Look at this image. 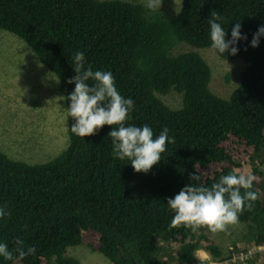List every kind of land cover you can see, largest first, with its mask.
Masks as SVG:
<instances>
[{
  "label": "trees",
  "instance_id": "16d2710c",
  "mask_svg": "<svg viewBox=\"0 0 264 264\" xmlns=\"http://www.w3.org/2000/svg\"><path fill=\"white\" fill-rule=\"evenodd\" d=\"M144 3L0 0V30L21 40L43 71L55 73L61 96L74 91L67 81L75 75L72 58L82 51L85 67L110 71L120 94L134 101L127 124H146L155 135L167 127L175 138L148 173H136L128 159L114 158L111 126L83 138L72 134L75 121L65 111L70 102L63 101L67 142L57 156L30 164L13 160L0 147V206L10 212L0 219V243L11 249L20 237L36 248L18 264H81L72 256L75 247L111 264L264 260L256 253L264 244V37L258 47L250 46L264 26V0H163L159 11ZM212 10L223 17L226 39L240 22L247 40L238 41L237 55L211 49ZM179 45L186 47L178 51ZM208 51L217 60L241 64L236 77L225 74L226 83L235 79L225 95L212 89ZM165 96H172L174 105L165 103ZM7 141L17 146L28 139L10 134L0 139ZM243 167L257 177L253 190L259 199L240 215L244 225H230L239 228L237 239L218 246L207 228L169 227L174 213L167 200L193 183L190 174L203 172L201 182L210 186ZM157 238L172 246L159 247ZM197 250L204 251L206 262L196 260ZM0 264L12 262L0 257Z\"/></svg>",
  "mask_w": 264,
  "mask_h": 264
},
{
  "label": "clouds",
  "instance_id": "9594fccd",
  "mask_svg": "<svg viewBox=\"0 0 264 264\" xmlns=\"http://www.w3.org/2000/svg\"><path fill=\"white\" fill-rule=\"evenodd\" d=\"M162 3L163 0H145L144 6L149 11H159ZM222 20L223 17L216 10H212L208 20L210 47L222 56L225 53L235 56L239 51L236 46L238 41L247 40V37L241 35V24L238 22L231 30V39H226L227 31L222 26ZM261 37H264V26L253 34L250 46L258 47ZM24 50L39 63L33 52L28 48ZM72 59L75 75L67 83L75 85L74 91L68 96L55 98V101L70 102L65 110L68 117L75 121L70 132L83 138L95 135L105 125L111 126L112 131L108 133V137L112 140L114 158L128 159L136 173H148L161 161L166 146L175 143V138L169 137L167 127H164L159 135H155L152 128L146 124H127L126 121L134 110V101L120 94L113 74L110 71H93L90 65L85 67V54L82 51H77ZM2 72L4 71L0 69V73ZM44 72L54 83L59 82V79L54 78L55 73ZM35 84L38 82H33V86ZM203 174H190L189 179L193 183L186 185L174 198H168L167 206L174 213L169 227L177 228L183 225L192 231L207 228L212 233H227L228 226L238 224L240 215L245 210H252L254 202L259 199V193L253 190L257 177L236 170L220 175L218 180L209 186L201 182ZM9 215L6 206H0V219ZM13 244L14 247L10 249L7 243H0V257L11 261L12 264H18L36 253V248L26 246L20 237H16ZM197 252L205 254L202 250ZM196 253L195 258L198 260ZM224 264L228 262L225 261Z\"/></svg>",
  "mask_w": 264,
  "mask_h": 264
},
{
  "label": "rangeland",
  "instance_id": "374dc122",
  "mask_svg": "<svg viewBox=\"0 0 264 264\" xmlns=\"http://www.w3.org/2000/svg\"><path fill=\"white\" fill-rule=\"evenodd\" d=\"M165 1L174 4L179 2ZM185 47L179 45L178 51ZM26 48V45L14 35L0 31V69L4 71L0 73V139L5 138L6 134L20 140L28 139L26 142L20 141L17 146L9 141L0 142V147L4 150L2 152L13 160L42 164L57 156L66 147V113L60 104L63 101H55L56 97L61 96L57 84L48 78L37 61L24 50ZM205 55L212 68V89L220 95H225L235 83L234 78L226 83L225 74L230 72L236 77L241 64L235 60L231 62L217 60L209 51L205 52ZM235 73L236 75H233ZM36 81L38 84L33 86V82ZM163 100L174 105L172 96H165ZM262 170L264 173V165ZM240 171L248 174L249 168L243 167ZM238 224L244 225L240 222ZM239 234L238 227L230 229L228 226L227 233H213L212 236L215 244L220 246L221 243L237 239ZM239 240L242 242L244 239L239 238L236 241ZM171 244L157 238V245L161 248L166 245L172 246ZM225 246L227 247V244ZM71 252L81 264H111L101 254L91 252L86 247H75ZM161 254L166 257L164 250ZM196 254L198 260L206 262L205 255L198 252ZM256 264H264V260Z\"/></svg>",
  "mask_w": 264,
  "mask_h": 264
},
{
  "label": "built area",
  "instance_id": "2783aa9c",
  "mask_svg": "<svg viewBox=\"0 0 264 264\" xmlns=\"http://www.w3.org/2000/svg\"><path fill=\"white\" fill-rule=\"evenodd\" d=\"M250 253H252V252H250ZM256 253H259L260 257L264 258V244L260 245L257 248V252ZM217 264H220V263H217Z\"/></svg>",
  "mask_w": 264,
  "mask_h": 264
}]
</instances>
